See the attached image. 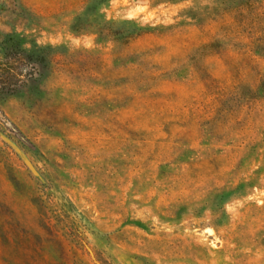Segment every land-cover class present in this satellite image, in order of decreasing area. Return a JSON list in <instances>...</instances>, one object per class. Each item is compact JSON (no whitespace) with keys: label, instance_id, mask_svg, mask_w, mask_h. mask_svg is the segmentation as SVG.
Here are the masks:
<instances>
[{"label":"rangeland","instance_id":"374dc122","mask_svg":"<svg viewBox=\"0 0 264 264\" xmlns=\"http://www.w3.org/2000/svg\"><path fill=\"white\" fill-rule=\"evenodd\" d=\"M0 264H264V0H0Z\"/></svg>","mask_w":264,"mask_h":264}]
</instances>
